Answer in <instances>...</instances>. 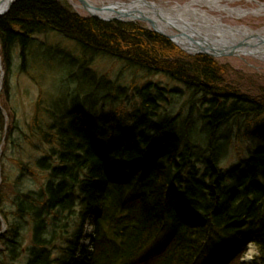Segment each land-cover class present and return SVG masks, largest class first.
<instances>
[{
	"label": "trees",
	"instance_id": "1",
	"mask_svg": "<svg viewBox=\"0 0 264 264\" xmlns=\"http://www.w3.org/2000/svg\"><path fill=\"white\" fill-rule=\"evenodd\" d=\"M41 36L73 50L46 46V38L39 43ZM15 57L37 78L60 68L51 77L58 74L62 85L47 110L37 101L29 135L18 129L42 145L43 152L34 148L43 154L35 162L41 175L37 190L6 180L1 186L8 227L0 261L201 264L207 255L202 264H242L252 244L258 257L249 264H264V92L241 94L224 83L225 70L211 57L187 55L141 23L81 16L59 0H15L0 16L5 98ZM97 57L121 63L140 82L123 87L93 74ZM156 75L174 86L148 80ZM3 106L7 111L5 100ZM231 123L235 139L242 135L248 145L234 140ZM0 125L3 135L1 108ZM232 151L240 160L222 166ZM16 220L26 225V246ZM87 223L94 228L90 251L79 243ZM162 231L169 240L161 255L154 245Z\"/></svg>",
	"mask_w": 264,
	"mask_h": 264
},
{
	"label": "rangeland",
	"instance_id": "2",
	"mask_svg": "<svg viewBox=\"0 0 264 264\" xmlns=\"http://www.w3.org/2000/svg\"><path fill=\"white\" fill-rule=\"evenodd\" d=\"M62 3L68 4L71 9L77 12L81 16H88L86 11L83 9H79L75 5H80L76 0H59ZM98 3L102 2L105 6L114 5L116 3H128L131 0H93ZM150 2H155L160 5H184L186 2L190 0H146ZM220 6H228L230 9H239L241 11H245L246 14L239 17L235 14H229L225 11H210L205 8L203 11L210 18H214L219 20L220 23L226 25L228 27H245L251 31L255 32H264V0H225L224 2H220ZM135 23H141L145 27L147 26L145 23L141 21H136ZM148 28V26H147ZM149 29V28H148ZM55 36H46L36 37L39 40L44 42L46 46H57L63 47L68 51H72V44L62 41L59 38H54ZM185 53V52H184ZM187 54V53H185ZM189 55V54H187ZM203 55V54H201ZM191 56V55H190ZM209 56V55H206ZM211 57L219 66H222L224 74L222 75L224 83L230 85L234 89H238L241 94H249V95H258L264 92V62L258 59H255L251 56H209ZM13 58L12 68L10 69V73L8 74V87H9V95L8 98L0 96V108L1 114L3 118V135L0 134V189L4 181L6 180L10 186H14L18 190H37V176L41 174L37 172L35 162L43 157V147L41 144H37L33 146L31 140H25L22 133L19 132L18 129H21L25 135H29L25 130L27 123L30 118L35 113V107L37 101L42 102V107L47 110L48 105L51 101L58 96L60 91V77L58 74L56 78H52L55 72L61 71L60 68L55 70V72L43 73L41 78H37L33 75L32 68L26 65L24 67L25 73H23L19 60H15ZM41 67V66H39ZM38 69V66H37ZM90 70L93 74L100 75L109 79L110 82L118 83L123 87H127L133 81L140 82V77L137 74H133V76L137 75V78L134 80L130 78L129 71H123L121 63H118L115 60L104 59L101 57H97L91 62ZM30 74L33 78L30 79ZM40 74V73H39ZM5 72H3V68L0 62V91L3 87ZM132 76V78H133ZM7 78V77H6ZM150 80L153 83L159 84L161 87H173L174 84L168 82V80L160 75H156L150 77ZM68 82V81H67ZM71 89L73 90L76 83L74 80L72 81ZM38 84V85H37ZM66 84V83H65ZM176 86V85H175ZM179 86V85H177ZM180 87V86H179ZM58 96L57 98H59ZM5 100L6 107L9 110L6 111L4 109L3 103ZM15 125L16 129L13 128ZM234 140H237L236 137V129L237 126L234 123L230 124ZM1 126V125H0ZM9 133V134H8ZM12 141L15 143L4 144V140ZM29 141V142H28ZM239 145L249 144L248 138H243L242 135L238 136V140L236 141ZM235 142V143H236ZM36 146H38V150L42 152H37ZM35 148V149H34ZM232 151L230 154L226 156L222 160V166H232L240 160V156L235 155ZM30 165V167L36 172V174L30 173L31 170L28 167H24V165ZM3 190V189H2ZM10 191V190H9ZM4 193L7 192L4 190ZM18 221V220H16ZM19 222V221H18ZM3 223V222H2ZM2 226V231H5L6 226ZM21 224V234L20 237L24 241L23 245L28 244L29 233L27 231L25 223L22 221L19 222ZM4 224V223H3ZM27 231V233H26ZM90 231V228H89ZM89 233V232H88ZM1 234V232H0ZM84 245L87 246V242H83ZM1 250V249H0ZM257 256V251L253 246H247V250L244 253L243 258L241 259L243 263H250ZM253 257V258H252ZM251 258V259H250ZM17 264H22V258L17 260ZM2 264L5 263V260L0 261Z\"/></svg>",
	"mask_w": 264,
	"mask_h": 264
},
{
	"label": "bare ground",
	"instance_id": "3",
	"mask_svg": "<svg viewBox=\"0 0 264 264\" xmlns=\"http://www.w3.org/2000/svg\"><path fill=\"white\" fill-rule=\"evenodd\" d=\"M11 1L12 0H0V12L7 10ZM76 1L80 4L78 0ZM84 1L91 7L89 10L90 13L103 19L115 17V11H120L122 12L118 16V19L121 20L120 22L129 21L132 23L138 20L140 21V16L137 11L142 12L146 18L154 24L155 28L166 35L174 36L173 42L176 44L175 46L181 51L184 50L183 52L187 51L192 53L196 50V46L183 37L185 35H189L191 39L195 40L196 43L202 46H204L202 43L205 42L206 44H212L215 48L226 47L229 50L232 48L236 49L234 52L229 51L223 55L251 56L264 62V32L251 31L245 27H228L220 23L219 20L208 17V15L203 11V9L207 8L210 11H225L239 17L246 14L245 11H241L239 9H230L228 6L221 7L220 2H224L225 0H190L184 5H167L165 3L163 6L155 2H145L146 0L140 2L131 0L128 3H116L110 6H105L104 3L99 1L98 3L93 0ZM75 6L79 9H83L81 4ZM204 49L207 48L204 46ZM145 155V152H143L142 156L138 157L136 160L138 162H142L143 159L146 158ZM181 205L185 206L186 202L180 200L178 206ZM232 225H234V222L229 224V226ZM93 230L94 228L89 223H87L84 227V235L86 238H83L82 240L83 242H87V246L91 245ZM168 240L169 234L165 231L158 233L156 237V244L161 246V255L163 252L168 250L166 249ZM250 245L253 246L252 244H247V246ZM206 256L207 255H203L197 261L201 264L206 262ZM256 257H258V252ZM241 259L240 263L246 264L243 263Z\"/></svg>",
	"mask_w": 264,
	"mask_h": 264
},
{
	"label": "water",
	"instance_id": "4",
	"mask_svg": "<svg viewBox=\"0 0 264 264\" xmlns=\"http://www.w3.org/2000/svg\"><path fill=\"white\" fill-rule=\"evenodd\" d=\"M15 0H12L11 1V4H10V6L12 5V3L14 2ZM79 2H80V4L82 5V8L86 11V12H88V15H90V16H92V17H96L97 19H99V20H102V21H106V22H109V21H113V20H119V21H121L120 19H118V16L122 13V12H120V11H115V17H112V18H109V19H103V18H101V17H99V16H97V15H94V14H92V13H90L89 12V10H90V6L87 4V3H85V1L84 0H78ZM132 1H138V2H140V1H144V0H132ZM145 2H148V3H150V1H145ZM10 6L7 8V10L10 8ZM7 10H3V11H1L0 12V16H2ZM138 12V14H139V19H140V21H142L143 23H146L147 24V26L149 27V29H151L152 31H154V32H156L157 34H159V35H161V36H163V37H165V38H167L169 41H171L174 45H176L174 42H173V37L174 36H170V35H166V34H164V33H162L160 30H158L157 28H155V26H154V24L151 22V21H149L147 18H146V16L142 13V12H139V11H137ZM124 22H129V21H124ZM184 38H186V39H188L194 46H196V50H194V52H187V51H185L186 53H188V54H190V55H195V54H203V55H210V56H219V55H223V54H226L227 52H234L236 49H234V48H232L231 50H229V49H227L226 47H222V48H215V47H213L212 46V44H206L205 42H203L202 44L207 48V49H204V46H202V45H200V44H198V43H196V41L195 40H193V39H191L190 37H189V35H185V36H183ZM182 51H184V50H182Z\"/></svg>",
	"mask_w": 264,
	"mask_h": 264
}]
</instances>
